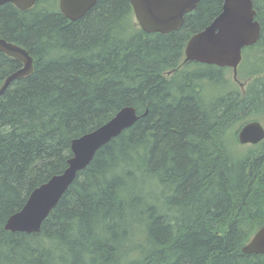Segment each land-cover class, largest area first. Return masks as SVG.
Instances as JSON below:
<instances>
[{"label":"trees","instance_id":"1","mask_svg":"<svg viewBox=\"0 0 264 264\" xmlns=\"http://www.w3.org/2000/svg\"><path fill=\"white\" fill-rule=\"evenodd\" d=\"M223 2L200 0L170 33L133 25L129 0H98L76 20L56 0L0 5V38L33 58L0 95V264H264L241 251L264 224V140L233 149L264 115V0H252L260 36L242 49L237 80L181 64ZM19 66L0 52V82ZM128 105L138 119L95 152L40 229L7 230L66 168L72 139Z\"/></svg>","mask_w":264,"mask_h":264},{"label":"water","instance_id":"2","mask_svg":"<svg viewBox=\"0 0 264 264\" xmlns=\"http://www.w3.org/2000/svg\"><path fill=\"white\" fill-rule=\"evenodd\" d=\"M37 0H0V5L12 3L25 10ZM98 0H59V9L70 20L82 17ZM200 0H129L140 28L148 33H169L178 28L184 14L195 9ZM252 0H224L219 14L202 30L194 33L184 47V61H197L232 68L234 79L242 59V49L254 44L260 36V24L255 19ZM0 51L22 62L23 66L8 75L0 85V95L14 79L32 71V57L17 44L0 38ZM139 115L133 106L119 109L108 121L79 137L72 139L71 156L66 168L46 182L35 187L23 206L11 214L4 227L11 231L37 232L43 220L74 181L77 173L92 160L95 152L124 129L130 127ZM241 144H257L264 140V126L258 120L243 124L237 134ZM245 254L264 253V224L245 243Z\"/></svg>","mask_w":264,"mask_h":264},{"label":"rangeland","instance_id":"3","mask_svg":"<svg viewBox=\"0 0 264 264\" xmlns=\"http://www.w3.org/2000/svg\"><path fill=\"white\" fill-rule=\"evenodd\" d=\"M54 6H58V0H56V3L54 4ZM132 23H133V25L135 24L137 27H139V25H138V23H137V21H136V19H135V17H134V14H133V16H132ZM247 69H248V67H247ZM226 76H228L227 78H229V80H232L233 78H232V71L231 70H228L227 71V74H226ZM252 79V78H251ZM248 80H244L243 78L242 79H240L239 80V83L240 82H244V83H246ZM241 84V83H240ZM231 85V84H230ZM237 86H238V84H237ZM220 87V86H219ZM239 87V86H238ZM241 88H243V85L242 86H240ZM239 87V88H240ZM231 88H234V86H232L231 85ZM221 89V88H220ZM203 91H204V93L205 94H207V95H211V94H217L218 93V91H219V89H217L216 87H214V86H211V85H204L203 86ZM224 91V89L223 90H221V92H223ZM219 93H220V91H219ZM260 113V112H259ZM250 120H258V121H260L261 122V124L264 126V115H263V113H260V114H257V116L256 117H254V118H251V119H249V121ZM248 122V121H247ZM248 148H250V145H243V144H241V143H238V144H235V145H233V149L235 150V152H236V154L237 155H241V154H243L245 151H247L248 150ZM235 152H233V153H235ZM235 154V155H236ZM236 157H238V156H236ZM235 159V158H234Z\"/></svg>","mask_w":264,"mask_h":264},{"label":"flooded vegetation","instance_id":"4","mask_svg":"<svg viewBox=\"0 0 264 264\" xmlns=\"http://www.w3.org/2000/svg\"><path fill=\"white\" fill-rule=\"evenodd\" d=\"M37 1H39V0H37ZM11 4H12V3H11ZM34 4H35V3H34ZM197 4H198V3H197ZM196 6H197V5H196ZM58 7H59V0H58ZM195 9H196V7H195ZM195 9H193L192 11H194ZM221 9H222V8H221ZM192 11H190V12H192ZM187 13H189V12H187ZM187 13H185V14H187ZM185 14H184V15H185ZM216 16H217V15H216ZM216 16H215V17H216ZM215 17H214V18H215ZM214 18H213V19H214ZM213 19H212V20H213ZM69 20H70V19H69ZM183 22H184V19H183ZM182 24H183V23H182ZM182 24H181V25H182ZM181 25H180L179 27H181ZM207 25H208V24H207ZM207 25H206V26H207ZM139 27H140V26H139ZM179 27H178V28H179ZM178 28H176V29H178ZM201 30H202V29H201ZM172 31H173V30H172ZM199 31H200V30H199ZM197 32H198V31H197ZM169 33H170V32H169ZM195 33H196V32H195ZM193 34H194V33H193ZM193 34H192V35H193ZM192 35H191V36H192ZM191 36H190V37H191ZM190 37H189V38H190ZM1 39H2V38H1ZM4 40H5V39H4ZM187 41H188V40H187ZM8 42H9V41H8ZM14 44H15V43H14ZM185 45H186V44H185ZM20 47H21V46H20ZM22 48H23V47H22ZM24 49H25V48H24ZM0 52L3 53L4 55H6L7 57H9L10 59H12V60L18 62V63L20 64V66L18 67V69L21 68V67L23 66V64H22L21 61H19V60H15L14 57L9 56V55H7L6 53H4V52H2V51H0ZM241 52H242V51H241ZM29 55H30V54H29ZM241 60H242V59H241ZM186 62H190V61H186ZM195 62H197V61H195ZM240 62H241V61H240ZM183 63H185V61H184V57H183V62H182L181 64H183ZM198 63H202V62H198ZM203 64H206V63H203ZM239 64H240V63H239ZM207 65H214V66H217V65H215V64H207ZM238 66H239V65H238ZM217 67L227 68V69H229V70L232 71V68H231V67H228V66H217ZM32 68H33V58H32ZM18 69H16L15 71H17ZM237 70H238V68H237ZM15 71H13V72H15ZM13 72H11V73H13ZM11 73H10V74H11ZM10 74H8V75H10ZM168 74H170V71L168 72ZM8 75H7V76H8ZM7 76H5L4 79L0 82V85L4 82V80H5V78H6ZM22 77H25V76H22ZM20 78H21V77H20ZM232 78L234 79V77H233V72H232ZM18 79H19V78H18ZM14 80H16V79H14ZM14 80H13V81H14ZM235 80H237V78H235ZM11 82H12V81H11ZM11 82H10V83H11ZM10 83H9V84H10ZM240 85H241V84H240ZM241 86H242V85H241ZM238 131H239V130H238ZM237 134H238V133H237ZM261 142H262V141H261ZM243 145H247V144H243ZM248 145H250V144L248 143ZM251 145H254V144H251Z\"/></svg>","mask_w":264,"mask_h":264}]
</instances>
